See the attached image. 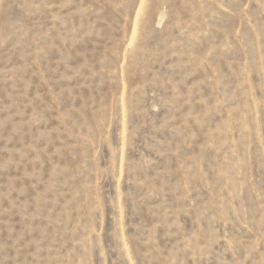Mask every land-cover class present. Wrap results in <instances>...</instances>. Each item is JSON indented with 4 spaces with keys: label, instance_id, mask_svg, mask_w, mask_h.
<instances>
[{
    "label": "rangeland",
    "instance_id": "1",
    "mask_svg": "<svg viewBox=\"0 0 264 264\" xmlns=\"http://www.w3.org/2000/svg\"><path fill=\"white\" fill-rule=\"evenodd\" d=\"M0 264H264V0H0Z\"/></svg>",
    "mask_w": 264,
    "mask_h": 264
}]
</instances>
